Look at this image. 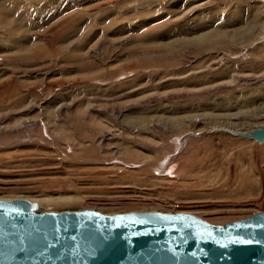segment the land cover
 Returning a JSON list of instances; mask_svg holds the SVG:
<instances>
[{"label": "rangeland", "instance_id": "1", "mask_svg": "<svg viewBox=\"0 0 264 264\" xmlns=\"http://www.w3.org/2000/svg\"><path fill=\"white\" fill-rule=\"evenodd\" d=\"M264 0H0V200L264 213Z\"/></svg>", "mask_w": 264, "mask_h": 264}, {"label": "water", "instance_id": "2", "mask_svg": "<svg viewBox=\"0 0 264 264\" xmlns=\"http://www.w3.org/2000/svg\"><path fill=\"white\" fill-rule=\"evenodd\" d=\"M225 132L264 142V125ZM37 210L0 200V264H264V213L212 226L186 213Z\"/></svg>", "mask_w": 264, "mask_h": 264}, {"label": "snow or ice", "instance_id": "3", "mask_svg": "<svg viewBox=\"0 0 264 264\" xmlns=\"http://www.w3.org/2000/svg\"><path fill=\"white\" fill-rule=\"evenodd\" d=\"M170 219V218H169ZM249 226H251V225H249ZM239 242H241V243H251L252 241L251 240H241V241H239Z\"/></svg>", "mask_w": 264, "mask_h": 264}]
</instances>
